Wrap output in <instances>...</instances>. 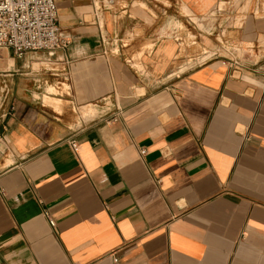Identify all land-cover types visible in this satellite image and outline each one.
Wrapping results in <instances>:
<instances>
[{"label":"crops","instance_id":"obj_1","mask_svg":"<svg viewBox=\"0 0 264 264\" xmlns=\"http://www.w3.org/2000/svg\"><path fill=\"white\" fill-rule=\"evenodd\" d=\"M163 1L55 0L66 49L0 50V264H264V55L178 58L262 52L264 0Z\"/></svg>","mask_w":264,"mask_h":264},{"label":"built area","instance_id":"obj_2","mask_svg":"<svg viewBox=\"0 0 264 264\" xmlns=\"http://www.w3.org/2000/svg\"><path fill=\"white\" fill-rule=\"evenodd\" d=\"M69 44L58 24L55 0H0V50L20 59L27 53L52 54ZM71 147L77 150L75 141Z\"/></svg>","mask_w":264,"mask_h":264},{"label":"rangeland","instance_id":"obj_3","mask_svg":"<svg viewBox=\"0 0 264 264\" xmlns=\"http://www.w3.org/2000/svg\"><path fill=\"white\" fill-rule=\"evenodd\" d=\"M162 3H164L163 0H161ZM180 5L182 7V10L187 13L188 10L186 8V6L184 5L183 2H180ZM257 16H260V15H257ZM264 16V15H263ZM215 37V38H214ZM212 39H205L202 38L203 40V43L204 45L200 44V45H195V46H190V43L192 41H194L195 39L192 37V33H190V31L188 32V40H187V45L185 46V49L183 50V52L178 56L179 57H185L186 55L190 56L191 54H195V53H201L203 51H208V52H212V51H220L222 54H225V55H228V56H232V54L234 56H237L238 58H242V59H245V60H250V61H256L260 58V56L264 55V50L262 52H256L254 51L255 48L253 49H247L248 47L246 46H241L239 50H237L238 48L237 47H233V45H228L226 42H227V38L228 36H223V38H220L218 36H214ZM230 37V36H229ZM216 39V40H215ZM204 47V49H203ZM187 49V50H186ZM264 49V47H263ZM185 50H186V53H185ZM209 54V53H207ZM250 54L252 58H246V56ZM37 67V66H36ZM48 67V66H47ZM63 88L62 90H66V86L63 85ZM48 93H56V91H54L53 89H48ZM34 98L37 99L38 98V95L35 94L34 95ZM44 104L46 105H53V102H49L48 98H45L44 99ZM57 104H60L58 102H56ZM56 104V105H57ZM96 109H97V115L94 117L96 118L98 115H99V109L98 107L96 106ZM82 116V117H81ZM73 117L74 119L78 122L79 119H83V115L80 113V111L78 113H73ZM93 118V119H94Z\"/></svg>","mask_w":264,"mask_h":264}]
</instances>
